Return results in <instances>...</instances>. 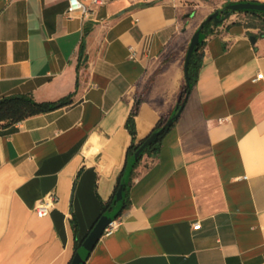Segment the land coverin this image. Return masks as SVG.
Returning <instances> with one entry per match:
<instances>
[{
	"label": "crops",
	"instance_id": "0c3cea01",
	"mask_svg": "<svg viewBox=\"0 0 264 264\" xmlns=\"http://www.w3.org/2000/svg\"><path fill=\"white\" fill-rule=\"evenodd\" d=\"M236 1L82 0L88 15L67 16L69 0H0V98L72 96L0 126V264L69 263L114 192L134 103L142 97V139L177 104L195 31ZM129 192L84 264H264L260 15L236 11L210 27L187 102Z\"/></svg>",
	"mask_w": 264,
	"mask_h": 264
},
{
	"label": "trees",
	"instance_id": "16d2710c",
	"mask_svg": "<svg viewBox=\"0 0 264 264\" xmlns=\"http://www.w3.org/2000/svg\"><path fill=\"white\" fill-rule=\"evenodd\" d=\"M256 1H258V0H256ZM236 11H243V12L258 14L262 17V19L264 21V12L256 11V10H231L228 8L225 10V12L222 14V16L227 17L230 13L236 12ZM220 22H215L214 20H211L203 28L202 39H201L200 43L198 44V46L196 47L195 51L193 52V54L190 58L189 77H190L192 87L194 86V84L196 83V81L198 79L199 69L202 65L203 47L205 44V37L210 31V27L212 25H217ZM188 90H189V88H188L187 83L185 81V83L181 87L177 103H180V104L182 103V101L184 100ZM71 101H72L71 94L63 96L57 100H52V101H39V100L35 99L31 94H13V95L3 96L0 98V126L12 125V124L16 123L17 121L24 119L30 115L53 110V109L58 108L60 106L69 104V103H71ZM141 102H142V97H139L137 99V101L134 103V105H133V107H132V109H131V111H130L127 119H126L125 124H126V127L129 131L130 135H131V141L127 147L124 165H123V168H122V170L118 176L114 192H113V194L109 200L102 203V210H101V213H100L98 219L100 218V216H102L104 213L109 212L115 206V204H116L115 196H116L117 190L119 188V185L122 182L123 174H124L128 159L141 146V144L145 141V139L147 137H149L154 132H159L157 137L148 146H146L143 153L136 159V162H135V164L132 168L131 174H130L129 181L126 184L125 197H124V202H123L120 214L122 213V211L124 209H126L130 206L131 202H130V195H129V193H130L129 192V186L131 183V177H132V174L134 172V169L141 162L144 155L155 156L159 153L165 134L171 129V127L173 126V124L177 120L176 119L175 122L171 126H165L171 112H169L167 114H163L158 119V121L156 122L154 127L151 129L149 134L142 139H138L137 138L136 119L135 118L139 112V107H140ZM79 246H80V242L77 241L76 246H75L76 247L75 252L78 250ZM72 258H71V260H72ZM71 260L69 261L68 264H70Z\"/></svg>",
	"mask_w": 264,
	"mask_h": 264
},
{
	"label": "water",
	"instance_id": "95a60500",
	"mask_svg": "<svg viewBox=\"0 0 264 264\" xmlns=\"http://www.w3.org/2000/svg\"><path fill=\"white\" fill-rule=\"evenodd\" d=\"M231 9V10H256V11H262L264 12V2L256 1V0H242V1H236V2H231L228 3L225 8L223 9H218L212 12L206 19L202 21L198 29L195 31V33L192 36V39L190 41L186 57H185V78H186V83L189 88L184 100L182 103H177L175 107L173 108L165 126H171L175 120L179 117L180 113L182 112L189 93L191 91L192 85L189 77V63H190V58L195 51L196 47L200 43L202 39V31L203 28L211 21L214 20L215 22H220L223 19L226 18V16H222V14L225 12L226 9ZM255 40V37H253ZM159 134V132H154L152 133L149 137L145 139V141L141 144V146L134 152V154L128 159L122 182L119 185V188L117 190L116 196H115V201L116 204L110 210L108 213H105L104 215L101 216V218L98 220V222L95 224V226L92 228L91 232L89 233L88 237L85 239L83 242L82 246L80 249H78L70 264H84L86 261V258L90 251L92 250L93 246L99 239L100 235L102 234L103 230L106 228V226L115 220L122 209V205L124 202V197H125V189H126V184L129 181L130 174L132 171V168L136 162V159L143 153L144 149L146 146H148Z\"/></svg>",
	"mask_w": 264,
	"mask_h": 264
},
{
	"label": "built area",
	"instance_id": "2783aa9c",
	"mask_svg": "<svg viewBox=\"0 0 264 264\" xmlns=\"http://www.w3.org/2000/svg\"><path fill=\"white\" fill-rule=\"evenodd\" d=\"M109 0H93V3L95 4H101V3H106ZM135 2H150L152 0H133ZM82 12L84 15H88L89 13V8L82 2V0H69L68 8L66 11L67 16H72L75 12ZM262 73L257 74L256 78H261ZM56 199L55 194H48L46 195L42 200H40L36 206L37 214L39 216H43L48 213L49 209L51 208L52 204L54 203ZM117 226L116 219L110 222L106 228H105V234L111 233L115 227ZM200 224H194L195 228H198Z\"/></svg>",
	"mask_w": 264,
	"mask_h": 264
}]
</instances>
